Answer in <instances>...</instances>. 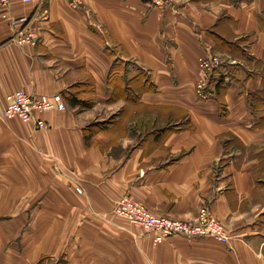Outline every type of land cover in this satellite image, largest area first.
<instances>
[{"label": "crops", "instance_id": "obj_1", "mask_svg": "<svg viewBox=\"0 0 264 264\" xmlns=\"http://www.w3.org/2000/svg\"><path fill=\"white\" fill-rule=\"evenodd\" d=\"M8 15L29 16L35 43L0 14V264H264V0H35ZM212 54L224 64L199 99ZM19 90L66 109L41 129L4 118ZM124 196L184 221L206 204L229 239L154 244L113 212Z\"/></svg>", "mask_w": 264, "mask_h": 264}, {"label": "built area", "instance_id": "obj_2", "mask_svg": "<svg viewBox=\"0 0 264 264\" xmlns=\"http://www.w3.org/2000/svg\"><path fill=\"white\" fill-rule=\"evenodd\" d=\"M73 9L82 7V0H66ZM155 7L170 5V0H144ZM11 2L33 3L35 0H0L2 8L1 17L8 19L14 27L15 32L11 40L18 45L34 44L35 37L32 29L28 27L29 16L10 18L9 5ZM224 64L218 55H208L198 59V67L201 76L196 85V93L199 99H206L209 93L205 92L209 77L214 71ZM6 105L3 117L18 118L24 122L32 123L36 129L47 126L39 114L65 110L66 104L61 93L52 95H31L23 91H14L5 98ZM81 192L79 188H76ZM113 212L125 218L130 224L143 232L151 233L154 244L160 243L172 236H183L189 239L198 237H209L217 241L226 242L229 239L228 228L216 218L210 211L208 205L201 206L195 218L190 221L174 220L165 216L155 215L143 204L124 196L116 201Z\"/></svg>", "mask_w": 264, "mask_h": 264}, {"label": "rangeland", "instance_id": "obj_3", "mask_svg": "<svg viewBox=\"0 0 264 264\" xmlns=\"http://www.w3.org/2000/svg\"><path fill=\"white\" fill-rule=\"evenodd\" d=\"M39 116H40V114H39ZM120 151L122 152V151H124V149H122L121 147H120V148H117L116 151H115V154H117V153L120 152ZM121 152H120V153H121Z\"/></svg>", "mask_w": 264, "mask_h": 264}]
</instances>
